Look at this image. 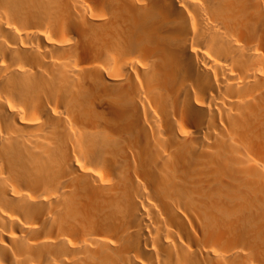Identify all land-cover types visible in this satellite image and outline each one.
I'll return each mask as SVG.
<instances>
[{"label": "bare ground", "instance_id": "6f19581e", "mask_svg": "<svg viewBox=\"0 0 264 264\" xmlns=\"http://www.w3.org/2000/svg\"><path fill=\"white\" fill-rule=\"evenodd\" d=\"M0 264H264V0H0Z\"/></svg>", "mask_w": 264, "mask_h": 264}]
</instances>
